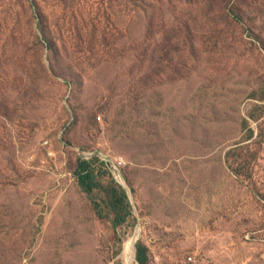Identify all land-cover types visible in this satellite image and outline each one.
<instances>
[{
    "label": "rangeland",
    "instance_id": "obj_1",
    "mask_svg": "<svg viewBox=\"0 0 264 264\" xmlns=\"http://www.w3.org/2000/svg\"><path fill=\"white\" fill-rule=\"evenodd\" d=\"M139 250L264 264V0H0V264Z\"/></svg>",
    "mask_w": 264,
    "mask_h": 264
},
{
    "label": "trees",
    "instance_id": "obj_2",
    "mask_svg": "<svg viewBox=\"0 0 264 264\" xmlns=\"http://www.w3.org/2000/svg\"><path fill=\"white\" fill-rule=\"evenodd\" d=\"M93 166L90 161L82 159L79 161L75 175L78 184L82 190L86 193L93 192L96 188H104L100 185L93 176ZM107 198L104 200L106 206L113 211V220L117 224H122L130 215L129 202L127 199V194L123 189H119L116 186H111L106 188ZM94 208L96 209L98 215L102 217L100 212V205L98 202H94ZM140 264H145L146 256L142 250L138 251L137 256Z\"/></svg>",
    "mask_w": 264,
    "mask_h": 264
}]
</instances>
